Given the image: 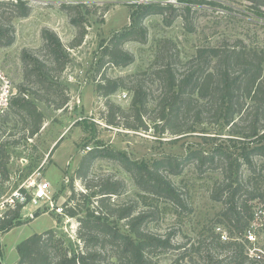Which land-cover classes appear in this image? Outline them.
Returning a JSON list of instances; mask_svg holds the SVG:
<instances>
[{"label":"rangeland","instance_id":"obj_1","mask_svg":"<svg viewBox=\"0 0 264 264\" xmlns=\"http://www.w3.org/2000/svg\"><path fill=\"white\" fill-rule=\"evenodd\" d=\"M81 1L87 4L84 9L88 20L87 35L80 46L71 49L69 45L78 35V28L71 23L69 11L63 9L62 4ZM151 1L155 0H27L31 12L26 17L12 16L11 11L2 9L4 17L13 26L14 41L0 48V70L12 79L18 89L25 82L31 90L44 94L49 104L36 101L45 115V122L33 137L29 131L32 119L26 114L10 109V105L0 115V141L6 144L10 154L8 179L4 178L3 169H0V219L8 211L17 209L10 200L13 198L18 202L14 194L21 189L28 191L32 197L40 183L49 182L50 197L40 203V208L22 206L19 216L9 222L8 229L0 231V264H16L19 260L17 245L33 234L51 228L67 243L82 246L78 230L79 219L84 214L71 217L65 214L63 205H75V200L70 201L73 193L80 198V193L96 190L87 188V185H98L109 177L122 184L121 191L111 197L112 202L137 205L140 211H150L154 216L148 227L155 234L174 235V243H194L201 247V251L194 252L193 258L184 260V264H204L207 251L217 252V244L210 242L214 226L217 227L216 232H225L229 240H244V237L238 238V231L230 223L216 224L217 219H222L220 212L224 205L213 198L222 179L220 171L213 167L202 172L197 163H189L181 174L172 175L176 186L187 197L190 210H182L164 198L140 190L131 174L109 158H96L87 176H82V163L88 152L96 148L116 149L133 160L150 163L154 159L173 155L184 157L195 149L209 151L217 142L233 144L224 140L206 142L202 139L201 135L215 136L217 132L222 137L229 136L227 128H218L210 122L199 125L198 132L178 138L168 132L155 133L153 128L132 130L109 125L103 118L108 99L97 92L103 73L110 78H125L122 83L125 87L109 98L124 108L129 107L133 96L128 88L134 80L132 76L140 78L152 100L157 97L160 90L151 67L164 39H170L175 44L183 63L192 59L199 48L218 46L225 41L233 43L242 39L250 47L264 49V14L257 13V10L264 13V6H254L255 2L251 0H162L176 5L178 15L170 24L161 14L147 17L148 41L145 44L129 41L124 45L133 53L134 62L124 67L107 63L106 59H102L101 40H108L131 23L136 3ZM181 13L188 15L191 31ZM45 28L55 31L69 48L71 60L66 69L61 74L53 71L59 77L58 82L65 84V95L69 97L67 107L63 109L54 108L63 99L58 90L55 94H47L35 78L28 82L25 78L24 50L38 55L46 63L50 61L42 36ZM169 48L175 52L174 45ZM124 93L128 94L127 98H122ZM175 138L178 139L174 141ZM261 185L264 188L263 180ZM251 203L256 219L249 230L256 235V240L247 245L246 250L254 256L264 255V214L261 212L264 205L259 199ZM61 208L62 212H59ZM36 213L39 215L34 217ZM119 228L129 232L124 220L120 221ZM176 252H157L153 257L155 264H175Z\"/></svg>","mask_w":264,"mask_h":264},{"label":"trees","instance_id":"obj_2","mask_svg":"<svg viewBox=\"0 0 264 264\" xmlns=\"http://www.w3.org/2000/svg\"><path fill=\"white\" fill-rule=\"evenodd\" d=\"M251 1L255 2L254 6H264V1ZM62 7L69 11L71 23L78 28V35L69 45L73 49L80 46L87 35V12L84 11L87 4L82 1L63 3ZM2 9L19 17H26L31 12L27 0H0V48L14 41L13 26L4 17ZM257 11L259 15L264 14ZM154 14L163 15L165 22L170 24L178 15L177 7L162 0L136 3L131 23L108 40H101L102 59L115 66L124 67L133 63L135 57L124 45L129 41L143 44L148 41L149 30L145 20ZM181 14L191 31L188 15ZM42 36L50 61L46 63L38 55L24 50L25 78L27 82L35 78L47 94H55L58 90L63 99L54 108L63 109L67 107L69 97L65 95V84L58 82L59 77L53 71L61 74L66 69L71 60L69 48L49 28L42 31ZM170 45H174V53ZM160 47L151 67L160 90L153 100L140 78L132 76L134 80L128 87L133 92L129 107L112 102L110 96L125 87L122 84L125 78H110L103 73L97 92L108 99L103 116L105 121L109 125L132 130L153 128L155 133L168 132L178 138L198 132L199 125L210 122L218 128H227L229 136L222 137L217 132L215 136L201 135L202 139L206 142L224 140L233 144L217 142L209 151L195 149L184 157L173 155L154 159L150 163L133 160L116 149L96 148L86 155L81 166V171L84 170L82 176H87L96 158H109L131 174L140 190L164 198L177 208L190 210L187 197L176 186L172 175L181 174L189 163H197L202 172L213 167L222 175L213 198L224 205L220 212L222 219H217L216 224L230 223L238 231V238L244 237V240L223 241L214 226L210 242L217 244V252L207 251L204 264H264V255L254 256L246 250L247 245H252L246 233L256 219L251 202L259 199L264 205V188L261 185L264 181V49L250 47L242 39L233 43L225 41L218 46L199 48L192 59L183 63L170 39H164ZM48 100L24 82L11 104L10 109H16L32 119L31 137L41 130L45 122V115L36 101L49 104ZM9 159L6 144L0 141V169H3L5 179L10 174L7 168ZM87 188L96 190L80 193V198L73 193L70 201L75 200V205H63L65 214L71 217L84 214L79 219L78 230V238L83 245L67 243L51 228L35 233L17 245L19 260L16 264H155V254L169 250L177 251L175 264H184V260L193 258L194 252L201 251V247L194 243H174V235L161 236L152 232L148 226L154 215L150 211H140L137 205L112 202L111 197L122 189L121 182L109 177L98 185H87ZM21 207L18 204L17 209L8 211L0 219V231L8 229L9 222L19 216ZM261 212L264 214V208ZM122 220L129 228L127 233L119 228Z\"/></svg>","mask_w":264,"mask_h":264},{"label":"built area","instance_id":"obj_3","mask_svg":"<svg viewBox=\"0 0 264 264\" xmlns=\"http://www.w3.org/2000/svg\"><path fill=\"white\" fill-rule=\"evenodd\" d=\"M18 95H19L18 87H16L13 84L12 79L6 73L0 70V115L9 108L13 98H16ZM127 97H128L127 93H124L122 95V98H127ZM49 192H50V183L49 182L40 183L38 185V189L36 190L34 195H32V197L31 195H29L28 191L21 189V191H17L14 194L18 202H15V199L11 198L10 203L12 206H17L18 204H20L22 206L32 205L35 206L36 208H40L41 206L40 203L44 201L46 198L50 197ZM59 212H62V208L60 209ZM246 237L249 239L250 242H254L256 240V235L251 230L247 231ZM221 238L223 241L229 240L225 232L221 233Z\"/></svg>","mask_w":264,"mask_h":264},{"label":"water","instance_id":"obj_4","mask_svg":"<svg viewBox=\"0 0 264 264\" xmlns=\"http://www.w3.org/2000/svg\"><path fill=\"white\" fill-rule=\"evenodd\" d=\"M39 215V213H36L34 217H37Z\"/></svg>","mask_w":264,"mask_h":264}]
</instances>
